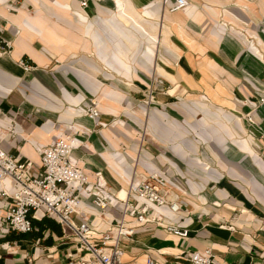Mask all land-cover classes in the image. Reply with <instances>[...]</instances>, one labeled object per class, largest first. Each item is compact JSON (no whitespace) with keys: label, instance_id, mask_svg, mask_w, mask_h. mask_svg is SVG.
Listing matches in <instances>:
<instances>
[{"label":"crops","instance_id":"0c3cea01","mask_svg":"<svg viewBox=\"0 0 264 264\" xmlns=\"http://www.w3.org/2000/svg\"><path fill=\"white\" fill-rule=\"evenodd\" d=\"M188 1L170 11L162 0H120L116 11L112 0H0V35L12 45L0 50V147L41 173L38 150L75 138L71 159L116 192L134 174H162L182 208L149 211L188 234L135 227L121 242L126 260L172 263L210 248L224 263L264 264V106L253 105L264 80V0ZM91 100L103 127L85 114ZM9 203L0 195V264L75 256L49 216L31 212V232L7 228ZM79 210L93 231L107 228L91 196Z\"/></svg>","mask_w":264,"mask_h":264},{"label":"built area","instance_id":"2783aa9c","mask_svg":"<svg viewBox=\"0 0 264 264\" xmlns=\"http://www.w3.org/2000/svg\"><path fill=\"white\" fill-rule=\"evenodd\" d=\"M162 3L170 11L184 9L189 5L188 0H162ZM87 4V0H80L82 7ZM11 47V42L0 35L1 52L6 53ZM19 64L25 70L29 68L21 60ZM152 93V88H149L144 100L147 107L153 103ZM253 105L264 106V80L261 93ZM85 114L97 125L105 126L98 121L99 111L95 101L91 100L87 104ZM247 120L252 122L248 114ZM261 138L264 145V135ZM76 141L75 138L56 137L49 146L39 149L41 173L35 172L29 161L17 160L0 147V186L5 180L11 182L8 189L0 187V195L10 200L4 221L7 228L18 233L31 232V212L54 219L66 232L76 253L65 264H240L218 261L210 248L203 252H184L178 255L179 261L172 263L158 262L149 255L142 260H126L121 242L123 238L132 236L135 227L153 224L167 233L186 237L187 229L156 212H150L148 206H166L170 212L177 213L182 204L177 199L169 198L167 181L157 172L144 174L136 183H128L125 198H119L120 190H112L100 175L94 181L89 180L71 159L73 149L80 146ZM84 194L91 196V205L108 224L105 230L93 231L90 224L80 216L79 203ZM141 200L145 203H141ZM110 209L119 213L118 220L110 218ZM127 216L131 217L130 221L125 219Z\"/></svg>","mask_w":264,"mask_h":264},{"label":"bare ground","instance_id":"6f19581e","mask_svg":"<svg viewBox=\"0 0 264 264\" xmlns=\"http://www.w3.org/2000/svg\"><path fill=\"white\" fill-rule=\"evenodd\" d=\"M114 4L116 5L115 7L118 9V10H122V7H123V5H122V3L120 2V0H114ZM138 177H143L142 175H137V174H134L133 175V177H132V179H130L129 181H127V183H126V187H127V184L128 183H131V182H134V183H136V182H138ZM139 178V179H140ZM125 195H126V188L124 189V192L123 191H121L120 190V192H118V197L119 198H125Z\"/></svg>","mask_w":264,"mask_h":264},{"label":"rangeland","instance_id":"374dc122","mask_svg":"<svg viewBox=\"0 0 264 264\" xmlns=\"http://www.w3.org/2000/svg\"><path fill=\"white\" fill-rule=\"evenodd\" d=\"M115 6H116V5H115ZM115 6H114L115 10H116V11H120V10H118ZM122 9H123V7H122ZM135 160H136V159H135ZM139 178H140V177H138V180H139Z\"/></svg>","mask_w":264,"mask_h":264}]
</instances>
